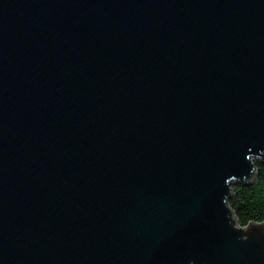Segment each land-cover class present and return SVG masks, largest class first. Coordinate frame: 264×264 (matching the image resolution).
Here are the masks:
<instances>
[{"label":"water","instance_id":"95a60500","mask_svg":"<svg viewBox=\"0 0 264 264\" xmlns=\"http://www.w3.org/2000/svg\"><path fill=\"white\" fill-rule=\"evenodd\" d=\"M262 158L264 0H0V264H264Z\"/></svg>","mask_w":264,"mask_h":264},{"label":"trees","instance_id":"16d2710c","mask_svg":"<svg viewBox=\"0 0 264 264\" xmlns=\"http://www.w3.org/2000/svg\"><path fill=\"white\" fill-rule=\"evenodd\" d=\"M230 208L241 226L264 223V158L254 160V172L232 187Z\"/></svg>","mask_w":264,"mask_h":264}]
</instances>
